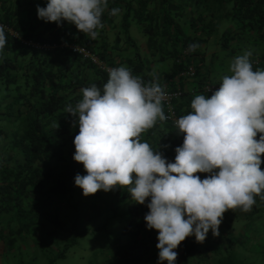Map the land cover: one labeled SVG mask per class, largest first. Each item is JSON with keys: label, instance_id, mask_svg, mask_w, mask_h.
<instances>
[{"label": "trees", "instance_id": "obj_1", "mask_svg": "<svg viewBox=\"0 0 264 264\" xmlns=\"http://www.w3.org/2000/svg\"><path fill=\"white\" fill-rule=\"evenodd\" d=\"M37 5L32 0H0V22L13 31L5 29L7 44L0 52V256L17 254L24 264V256L34 248L42 256L37 253L26 264L40 258L56 264L89 231L78 225L83 210L76 200L82 189L74 178L77 173L86 175L83 164L73 159L78 116L65 110L82 99V88L96 84L102 90L108 80L106 69L71 45L86 48L111 68H130L146 83L156 78L152 72L156 62H163L170 71L165 68L157 75L162 87L194 66L199 95L210 97L207 86L217 84L208 82L211 73L204 55L209 42L224 52V59L250 51L253 70L264 69V0H108L109 10L120 12L104 13V27L95 40L67 21L58 26L39 19ZM193 44L198 45L195 51L189 49ZM183 96L176 101L180 117L190 112H184V105L191 98L179 103ZM161 123L172 134L164 141L158 136L163 133ZM141 140L169 162H174L175 148L183 143L167 119L157 121ZM197 175L204 179L209 174ZM113 193L114 208L128 205L127 222L113 245L115 264H158V231L148 229L144 220L150 198L136 203L128 189L119 186ZM85 199L89 205L90 195ZM255 200V216L260 218L264 200L258 195ZM235 211L229 213L235 217ZM242 241L236 236L227 242L206 237L198 243L194 236L187 237L175 249V264H247L237 247ZM93 263L104 264L99 258L88 264Z\"/></svg>", "mask_w": 264, "mask_h": 264}, {"label": "clouds", "instance_id": "obj_2", "mask_svg": "<svg viewBox=\"0 0 264 264\" xmlns=\"http://www.w3.org/2000/svg\"><path fill=\"white\" fill-rule=\"evenodd\" d=\"M106 11L115 16L120 9L109 10L108 0L37 5L39 19L58 26L67 21L93 40L104 27ZM6 44L0 25V52ZM251 55L245 51L234 57L219 88L210 97L196 95L191 111L175 121L184 136L174 162L141 140L157 121L167 119V94L155 78L146 83L126 66L111 68L102 90L96 84L82 88V99L66 107L78 116L73 159L86 171L76 174L75 185L84 196L119 186L136 203L150 198L144 220L158 231V264H175V249L187 237L203 243L209 230L219 235L226 211H250L257 195L264 200V69L253 70ZM197 173L209 175L201 179Z\"/></svg>", "mask_w": 264, "mask_h": 264}, {"label": "rangeland", "instance_id": "obj_3", "mask_svg": "<svg viewBox=\"0 0 264 264\" xmlns=\"http://www.w3.org/2000/svg\"><path fill=\"white\" fill-rule=\"evenodd\" d=\"M39 2L40 0H32V5L36 6ZM78 194L80 197L76 201L80 202L81 205L78 207L83 210L82 222L78 221V225L82 228H88L89 231L84 238L79 240L78 244L68 251L67 257L57 261L56 264H88L90 259L94 261L98 258L100 263L109 264L112 262V264H115V259L112 256L113 245L115 246L117 237L127 222V203L121 208H114L115 202L112 199L116 197V194L113 193V190L107 192L98 190L95 194H90L91 201L89 205H85L86 196L83 195V192L80 193L79 191ZM254 211L252 206L250 215H248L249 219L239 220L236 223L234 217L225 218L226 216H223L218 229L219 235L214 236L212 231L209 230L206 237L211 239L221 238L226 242L233 236L240 237L243 241L237 247L244 262L247 264H264V218L257 219L254 216L257 213ZM227 221H230L232 226L224 230ZM251 223L257 227L255 231L249 229ZM1 246L0 242V248ZM33 249H30L31 252L26 254L24 259L22 258L24 264L28 259L35 258L37 253L42 256L40 249ZM40 259L35 260L34 264H46L44 259ZM19 260L17 254L4 258L0 256V264H20Z\"/></svg>", "mask_w": 264, "mask_h": 264}, {"label": "crops", "instance_id": "obj_4", "mask_svg": "<svg viewBox=\"0 0 264 264\" xmlns=\"http://www.w3.org/2000/svg\"><path fill=\"white\" fill-rule=\"evenodd\" d=\"M210 44L211 43L209 42V46L207 47L208 48L207 52L204 55V57L206 59V61H205L206 66H207L208 70H210V73H211V75H210L211 77H209V79H211L212 81L210 80L208 82H212V83L219 85L220 77L224 74H229L228 73L229 64L233 59H230V60L224 59V56H225L224 52L220 51L219 48H212L210 46ZM215 53H217V56L215 55ZM191 64H193V63H191ZM165 68H168V73H169L170 67L168 65H165L163 62H161V63L156 62V64L154 65V70L152 72H153V74L155 73L158 75ZM157 75H156L155 79L158 82H161L162 79L159 78ZM173 80H174L173 81L174 83L172 85H169V86H172V87L176 86L177 89L178 88H181V89L184 88V90H182V91H184L185 95L184 96L182 95L183 98L179 101V103L181 102L184 104V103H186L188 98H191V100H192L194 95L200 94V92H199L200 85L198 83L197 75L191 77V76L176 74V76H175V78H173ZM164 83H165V86H168V84H166V82H163V84ZM203 92H204V90H203ZM190 104H191V102L184 105V110H185L184 112L191 111ZM165 125H166L165 123H161V129L163 130V133L161 131L158 132V136H160V139H162V141L167 140L168 138L172 137L170 130H168ZM235 212H236V214H238L236 216L241 217V219H239V220H247V219H249L248 215H250L251 210L245 212V211H241L240 209H236ZM234 215L235 214H230L229 210H228L224 213L223 216H226L225 218H228V217L231 218V217H234ZM255 215H257V214H255ZM236 216L234 217L235 220L237 218ZM252 218H254V217H252ZM256 218H258V217H256ZM260 218H264V215H262ZM260 218H258V219H260ZM239 220H236L235 223ZM229 223L232 224L230 221L229 222L227 221V223H226L227 225L224 227V230H226L227 227L230 226ZM249 229H254V231H255L257 229V227L253 226V223H251V226L249 225Z\"/></svg>", "mask_w": 264, "mask_h": 264}, {"label": "built area", "instance_id": "obj_5", "mask_svg": "<svg viewBox=\"0 0 264 264\" xmlns=\"http://www.w3.org/2000/svg\"><path fill=\"white\" fill-rule=\"evenodd\" d=\"M0 25H3L5 29H7L8 31H10L11 33H13V31H11L9 29L8 26L4 25L2 22H0ZM71 48H73L75 51H77L78 53H80L81 55H83L84 57H88L90 58L93 62H95L96 64H98V66L100 68L106 69L107 71L109 69H111V67L107 66L106 63H104L102 60H100L98 58V56H96L95 54H93L92 52H90L89 50H87L84 47H81L77 44H72ZM184 54H187V50L184 52ZM116 68V67H115ZM196 70L194 66H190L188 68V70L184 71L181 73V75H185V76H195ZM219 88V85L217 86H207V89H211V91H215L216 89ZM163 89L166 92V98L163 101V105L166 109L165 111V115L167 117V120L172 123L175 126V121L180 118L178 110L176 108V101L179 100L182 95H183V91L178 88V89H174L172 90L171 88H169L168 86H164ZM182 135V137L184 136L183 133H180Z\"/></svg>", "mask_w": 264, "mask_h": 264}]
</instances>
